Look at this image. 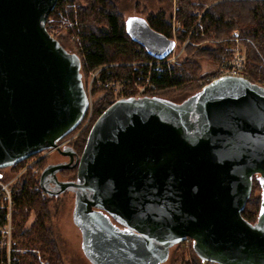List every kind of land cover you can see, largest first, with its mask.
<instances>
[{"label":"water","instance_id":"95a60500","mask_svg":"<svg viewBox=\"0 0 264 264\" xmlns=\"http://www.w3.org/2000/svg\"><path fill=\"white\" fill-rule=\"evenodd\" d=\"M57 1L0 0V169L57 148L87 114L81 59L45 27ZM127 29L153 58L174 49L141 16ZM74 167V180L58 179ZM47 177L57 191L44 187ZM254 178L261 205L251 223L242 211ZM40 184L53 196L75 193L94 264H163L187 239L203 262L264 264V86L223 76L180 103L120 98L76 164L48 165Z\"/></svg>","mask_w":264,"mask_h":264},{"label":"trees","instance_id":"16d2710c","mask_svg":"<svg viewBox=\"0 0 264 264\" xmlns=\"http://www.w3.org/2000/svg\"><path fill=\"white\" fill-rule=\"evenodd\" d=\"M117 1L81 0V3L73 7L71 4L66 7L68 4L65 0H58L56 8H62L63 13L71 20H77L73 29L79 33L81 44H76V46L67 42L65 38H58V41L67 50L79 55L84 85L87 82L89 71L99 70L97 82L106 84L121 81L123 97H131L135 96L132 86L138 75V71L132 64L148 61L153 57L129 33L128 18H124L122 12L119 11ZM178 3L180 7L178 19L187 29L186 32L179 31L180 43L185 44L188 39L194 43H200L205 39H215L218 43L198 48L194 47L197 45L190 43L185 45L184 52L193 53L194 56L187 57L185 61L163 73L153 74L157 89L149 95L163 98L162 96L173 89L190 90L193 86L196 87L197 91L190 92V95L185 98L187 99L198 92L200 90L198 82L195 84V78L200 70L197 57L210 59L213 63L220 61L225 54L224 49L227 45L225 39L231 38L234 30H238L242 37L252 42V44L247 43L246 78L257 84L264 81V0H178ZM196 6L202 9L207 8L198 25L192 12ZM74 7L78 8V12H75L77 9H72ZM146 20L154 30L172 38L170 16L165 11L148 15ZM67 44H70L71 48ZM113 102L111 89H107L106 95L95 102L92 124L84 132L85 138L80 151L84 148L93 123ZM26 161L11 168L19 170L23 168ZM43 161L36 165H41ZM0 176V179H3V174ZM30 180L32 178L29 174L19 178L16 192H14L16 210L19 214L15 215L13 220L15 227L18 228L13 233L11 264H40L37 254L31 251L36 248L44 252L47 256L45 259L49 260L48 264H64V259L56 250L55 237L49 224L48 198L51 197L42 195L44 192L41 186L38 190H31ZM256 189L261 191V186L254 178L251 196L242 211V216L251 223L256 221L261 205V196L257 198L254 196ZM5 214L6 210L0 206V227L6 224ZM31 214L36 215V220L28 227L27 221ZM17 248H25L29 251L22 254L15 251ZM190 251L193 258L184 264H216L201 261L194 252L193 243L190 245ZM7 261V247L0 245V264H6Z\"/></svg>","mask_w":264,"mask_h":264},{"label":"rangeland","instance_id":"374dc122","mask_svg":"<svg viewBox=\"0 0 264 264\" xmlns=\"http://www.w3.org/2000/svg\"><path fill=\"white\" fill-rule=\"evenodd\" d=\"M66 2L68 4V6L66 7H69L70 4L73 7L74 5L81 3V0H66ZM117 2H118L117 4L119 11L122 12L124 18L126 19L134 16H141L147 19L148 15L158 14L159 12L165 11L168 14V16H170L171 32L173 30V24H178V25L181 24V22L178 19V12L180 10L178 0H118ZM72 9L75 10L77 9L75 12H78L77 7H74ZM206 10L207 8L202 9L199 6L193 8L192 12L197 19V23L203 18ZM183 30H187L186 27L182 26V28L178 29L177 35L179 34V31L183 32ZM235 35L236 38L239 39L238 41L241 44V48L243 50H246L247 53L248 52L247 43L252 44V42L249 39L242 37L238 30H234L230 36L231 38L225 39L227 43L224 49L225 54H223L224 57L220 61H218L219 64L218 62L213 63L210 59L204 57H199V58L197 57L200 70L198 71V74L195 78L196 81L195 84H197L198 82V86L200 90L203 88V84L204 82H206L207 78L218 71L221 65V61L228 56L230 48L233 47L234 43H236L233 41ZM58 38H65L67 42L69 41L74 45L77 44L76 42L71 40L68 34L65 36H60ZM177 42L178 45L176 48V52L180 54V58H179V64H180L181 62L185 61L187 57L189 58L191 56H194V54L189 52L187 53L184 52L185 44L180 43L181 41L179 40V37L177 38ZM217 43L218 41L215 39H205L200 43L192 42L190 44L197 45L194 47L198 48L199 46H204V45L212 46ZM67 46L71 48L70 44H67ZM260 85L264 86V81H262ZM84 86L90 101V105L86 117L74 132H72L71 134L63 138L61 141H59V143L61 142L60 144H62L60 145V147H58L57 149L55 148L47 149L48 150L47 155L39 154L37 157L28 158L27 161L23 164L24 165L23 168L19 170H16L11 167L0 169V175L3 174V179H0V190L2 193V198L0 199V206L4 210L8 211L7 209H5V206L8 207V201H7L8 192H11L12 199L14 201L11 211V227H12L11 242L13 239V233L18 228L15 227L16 225L13 220H14V216L19 214V211L16 210L15 199H14V192H16L15 189L17 187L19 178H22V176L29 174V176L32 178V180H30V184L32 185L30 186L31 187L30 189L31 190L40 189L41 184L39 183H40V177L42 171L48 165L57 164V162H63L62 160L64 159V156H62L63 154L62 155L60 154L61 152H59V150H63L66 146L70 144L72 146L76 145L79 151L82 148L81 147L83 144L82 142L85 138L84 132L92 124L91 118L93 117V106L95 102H97L100 98L106 95L107 89L112 90L114 101L122 98L120 97L121 95L123 96V94H121V89L123 87L121 81H114L112 83L109 82L106 84L99 83L96 80L94 81L92 80V75L90 71L88 73L87 82ZM95 86L97 87L94 91ZM195 91H197V89L196 87L194 88V86L190 90L173 89L162 97L180 103L188 95H190V92L194 93ZM42 160H44L42 164L37 166L36 164ZM58 173L59 174H57V177L60 181H71L74 180L76 176V171L70 169H64ZM43 192L44 193L42 195L51 197L48 198L49 200L48 206L50 209L49 224L52 227L53 234L55 237L56 250L60 254L61 258L64 259V264H94L90 259L89 253L86 248V236L85 234H83L79 226H77L74 221L75 207H76L75 193L73 191H66L61 195L53 196L48 194L44 190ZM254 196L256 198L258 196H261V191L256 189V191L254 192ZM35 220H36V215L31 214L27 221V226L29 227ZM4 228L5 225L0 227V242L3 240V231L5 230ZM191 244L192 242L186 243V241H184L172 247L170 250L168 260L163 264H184L186 263V261L191 260L193 258V255L190 253ZM0 245L1 247L3 246L1 243ZM15 251L24 254L27 253L29 250L25 248H17L15 249ZM31 251L37 254V258L40 264H48L49 260L45 259L47 258V256H45L44 252H42L39 248L32 249Z\"/></svg>","mask_w":264,"mask_h":264},{"label":"built area","instance_id":"2783aa9c","mask_svg":"<svg viewBox=\"0 0 264 264\" xmlns=\"http://www.w3.org/2000/svg\"><path fill=\"white\" fill-rule=\"evenodd\" d=\"M52 12L54 13L52 15L51 14L49 15L45 23V27L47 31L50 33V35L58 39V37L65 36L68 34L72 41L80 45L81 38L79 36V33L73 29L75 24H77V20L76 19L74 21L71 20V18L65 15L60 8L55 7ZM198 24H200V21H198L197 25ZM180 28H182L181 24L179 25L173 24L171 39L174 40L175 45H174V49L168 56H166L164 59H161V60L152 58L151 60H148V61H143V62L132 64L134 66V69L138 71L137 79L133 82V86H132V90L134 91L136 97L149 95L150 92H153L157 89V85L155 81L153 80V74L163 73L166 70L171 69L173 66L179 64L180 54L176 52V48L178 45L177 31ZM183 32H186V30H183ZM238 40L239 39L236 38V35H235L233 38V41L236 43H234L233 47L230 48L228 56L221 61V65L218 71L215 74L207 78L206 82H204L203 84V87H205L211 81L216 80L217 78L223 77V76L246 77L247 53H246V50H243L241 48V44L239 43ZM188 43H192L190 39H188L185 42V45H187ZM90 72L92 75V80L93 81L96 80L98 77L99 70L90 71ZM121 94H122V89H121ZM120 97L123 98L122 95ZM60 143H58V147L62 145ZM39 154L47 155L48 150L41 151L40 153L35 154L32 157H37ZM7 199H8L7 200L8 207L5 206V209H7L8 211H6V214H5L6 224L4 228L5 230L3 231V240L1 241V244L3 246H6L8 250V261L6 264H11V253L13 251L12 242H11V229H12L11 211H12V205L14 203L11 192H8ZM191 242L193 243L191 239L186 240V243H191Z\"/></svg>","mask_w":264,"mask_h":264},{"label":"flooded vegetation","instance_id":"af4514ba","mask_svg":"<svg viewBox=\"0 0 264 264\" xmlns=\"http://www.w3.org/2000/svg\"><path fill=\"white\" fill-rule=\"evenodd\" d=\"M63 153H72V158L70 157V155H64L63 153H60L62 156H64V159L62 160L63 162H57V163H70L72 166L74 164H76L77 162V159H78V156L81 155L82 152H80L77 148L76 145L72 146L71 144L66 146L63 150H62ZM76 153V154H75ZM70 170H75L76 171V174H77V167H74ZM59 174V173H57ZM41 178V177H40ZM76 178V176H75ZM74 178V179H75ZM44 187L48 190V191H51V192H55L57 191L59 188L58 186L56 185V183L54 182L53 178L52 177H47L45 179V182H44ZM75 198H76V195H75Z\"/></svg>","mask_w":264,"mask_h":264},{"label":"bare ground","instance_id":"6f19581e","mask_svg":"<svg viewBox=\"0 0 264 264\" xmlns=\"http://www.w3.org/2000/svg\"><path fill=\"white\" fill-rule=\"evenodd\" d=\"M91 120H92V118H91Z\"/></svg>","mask_w":264,"mask_h":264}]
</instances>
